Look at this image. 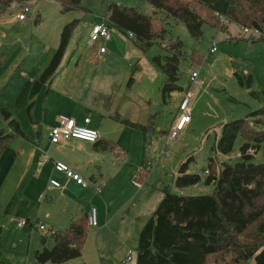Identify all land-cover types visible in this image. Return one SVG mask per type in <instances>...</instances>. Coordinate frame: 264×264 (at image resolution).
Returning a JSON list of instances; mask_svg holds the SVG:
<instances>
[{"label":"rangeland","instance_id":"rangeland-1","mask_svg":"<svg viewBox=\"0 0 264 264\" xmlns=\"http://www.w3.org/2000/svg\"><path fill=\"white\" fill-rule=\"evenodd\" d=\"M111 3L138 8L151 15L155 12V9L143 0H82L86 11L69 12H63L61 4L55 0H29L25 5L32 8V13L26 21H16V12L13 10V14L9 11L3 15L0 20V56L6 63L0 69V105L9 107L25 134L33 136L38 131L27 112L29 97L23 105H17L26 82L40 78L60 46L64 28L74 20L81 21L75 31V43L80 52L87 51L85 47L92 27L103 21ZM158 17L167 20V13L159 11ZM104 22L111 30L115 53L112 58L102 63L100 68L104 72L111 70L120 76L121 73H126L130 77L136 66L142 67V62L138 63L141 59L139 57L128 62L124 58L126 42L120 38L121 33L114 29L108 20ZM242 28L233 23L228 25L227 30L205 24L202 27L201 39L196 41L184 24L167 20L164 38L159 39L148 53L140 51L141 58L151 60L155 56L169 55L165 47L173 41L180 40L184 44L179 60V89L165 100L160 88L158 105L154 109L157 114V132L150 133L152 140L149 142V149L153 151V160L149 166L156 165L157 170L164 176L161 182L158 180L156 184H151L152 189L184 196L210 194L214 187L203 181L195 186L177 188L175 174L178 173L181 163L188 156H193L191 173L204 179L210 158L216 159L217 162L242 161L239 156L245 143L242 136L237 139L231 155L221 156L214 151V145L225 123L243 119L250 112L264 107V43H256L262 34L254 30L245 34ZM214 41L218 44V51L210 54ZM103 46L109 54L111 44L106 42ZM133 47L136 46L133 44ZM193 51H197L201 56L200 65L192 64L190 55ZM194 71L199 73V78L196 82H191V74ZM134 77L136 78V72ZM187 90L194 91L189 105L191 122L173 141L171 134L180 120V106ZM76 96H85L86 100H92L90 93L79 92ZM78 115L83 116L84 112ZM94 115L90 114V117L93 118ZM254 155V163L264 162V143ZM85 208L91 211V205ZM30 209L31 215L36 214L34 208ZM11 211L12 206L0 207V264H38L34 252L40 248L41 235L50 236V231L43 232L39 228L31 227L19 228L18 222L26 219L23 214L18 216L16 207L14 215ZM152 216L153 213L142 215L130 220L125 226L113 224L110 230L102 235V239H99L98 243L95 242L102 253L101 259L97 258V264H136L140 235ZM95 230L92 228L91 231ZM93 243V240L88 243V252H94ZM130 252L132 260L128 261Z\"/></svg>","mask_w":264,"mask_h":264},{"label":"trees","instance_id":"trees-1","mask_svg":"<svg viewBox=\"0 0 264 264\" xmlns=\"http://www.w3.org/2000/svg\"><path fill=\"white\" fill-rule=\"evenodd\" d=\"M29 0H0V20L14 4L25 5ZM63 12L85 10L82 0H55ZM155 9L153 15L141 9L111 3L106 18L122 34L130 37L143 53H148L166 34L167 20L182 23L191 36L199 41L202 27L209 24L217 29H228L229 24L260 32L256 43H264V0H143ZM167 13V20L158 17L159 11ZM224 19V22L222 21ZM37 23L39 20L36 21ZM80 20L68 24L61 35L60 46L49 66L36 81H27L18 98L23 105L27 97L34 98L49 86L59 72L71 38ZM184 44L173 41L165 49L167 56H155L152 64L163 76L161 94L166 100L179 89V60ZM197 66L202 58L197 51L190 55ZM6 60L0 56V68ZM133 70L127 85L134 83ZM32 102L27 112L34 120ZM0 118L9 131L0 130V158L5 148L16 137H25L20 123L12 116L8 106H0ZM145 133L154 131L152 121L147 126L135 125ZM239 136L245 140L240 149L241 162H217L210 158L209 175L190 173L193 156H188L179 169L175 185L182 189L202 181L212 185L214 191L201 196H184L164 192V197L153 216L144 226L137 250L136 264H264V162L254 163V154L264 143V107L254 110L243 119L225 123L214 145V151L229 156L234 151ZM98 143V142H97ZM111 149L108 143L97 145ZM252 150L253 154L249 151ZM88 214L74 219L64 232L41 238L42 248L34 252L38 264H64L82 256L88 238Z\"/></svg>","mask_w":264,"mask_h":264},{"label":"crops","instance_id":"crops-1","mask_svg":"<svg viewBox=\"0 0 264 264\" xmlns=\"http://www.w3.org/2000/svg\"><path fill=\"white\" fill-rule=\"evenodd\" d=\"M105 20H108L106 16L102 22ZM75 37L76 32L53 82L37 96L29 98L30 104L35 103L32 122L38 128L37 133L33 136L24 133L25 137L14 138L2 153L0 207L12 206V215L16 207L18 216L23 214L29 221L25 227L37 229L43 225L45 229H39L49 230L51 236L66 231L74 219L89 214L85 207L91 205V209L97 211L99 226L93 232L89 227L91 234L82 256L66 264H97L102 253L95 242L98 243L113 224L125 226L132 219L151 215L164 197V193L151 187L164 176L156 165L149 166L153 160V151L149 149L151 134L126 123L147 126L152 121V134H156L154 109L158 105L163 76L150 59L141 58V50L133 47L132 39L121 33L120 38L126 42L124 58L132 62L140 57L138 63L142 62L129 87V74L121 73L120 76L115 71L104 72L100 68L115 53L112 39L107 42L111 44L109 54L107 50L100 51L106 41L93 48L85 47L88 50L82 53ZM79 92L90 93L92 100H86L85 96L78 98ZM80 112L84 115L79 116ZM93 113L92 118L90 114ZM12 116L14 118L13 113ZM61 117L73 118L78 125H84L89 118V127L99 132V142L70 139L52 143L50 131ZM1 129L10 130L0 118ZM101 143H108L111 149H100L97 145ZM56 161L79 174L85 186L55 170L53 163ZM52 180L60 186L52 185ZM30 208H34L36 214L31 215ZM43 236L49 237L41 235V238ZM91 240L94 252L87 251Z\"/></svg>","mask_w":264,"mask_h":264},{"label":"built area","instance_id":"built-area-1","mask_svg":"<svg viewBox=\"0 0 264 264\" xmlns=\"http://www.w3.org/2000/svg\"><path fill=\"white\" fill-rule=\"evenodd\" d=\"M14 12H16V19L18 21H26L28 18V15L32 13V8L30 6L21 5V4H14L11 8ZM224 22V19L222 20ZM243 32L245 34H249L251 30L248 28H242ZM258 33V32H256ZM130 37H133V35L130 34ZM112 39V33L110 28L104 23L96 24L92 27L91 32L89 34L86 47L87 48H93L95 45H97L101 41L109 42ZM101 53H105L106 49L105 47H102L100 49ZM218 51V44L216 41L212 42L211 48H210V54H215ZM199 77L198 72H192L190 81L196 82V80ZM194 97V93L191 90H188L186 92V96L180 106V120L177 124V128L175 131L171 134V139L173 141L176 140L179 133L183 131L185 126L191 122V114L189 110L190 101ZM90 119L86 118L84 121V125H78L75 119L73 118H66L62 117L58 124L53 127L50 131V139L51 142L54 144L61 143L62 141L70 140V139H78L90 143H97L100 140V135L97 130H94L89 127ZM250 154H252V151H249ZM55 170L61 173H65L69 178H72L75 180L78 184L85 186L84 179L79 175L74 173L66 164L62 162H54L53 163ZM205 176L209 174L208 171L205 172ZM51 184L54 186L59 187L60 184L57 181L52 180ZM29 224V221L27 220H21L18 223L19 227H25ZM35 224H38L35 222ZM88 224L90 228L97 229L99 226L98 223V215L96 209H91L90 213L88 214ZM39 228L41 230L45 229V226L39 225ZM128 256V261L132 260V256Z\"/></svg>","mask_w":264,"mask_h":264}]
</instances>
